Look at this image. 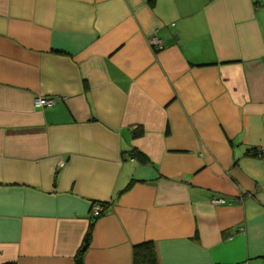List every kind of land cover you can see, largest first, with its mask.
Instances as JSON below:
<instances>
[{
	"label": "crops",
	"instance_id": "0c3cea01",
	"mask_svg": "<svg viewBox=\"0 0 264 264\" xmlns=\"http://www.w3.org/2000/svg\"><path fill=\"white\" fill-rule=\"evenodd\" d=\"M263 149L264 0H0V264H264Z\"/></svg>",
	"mask_w": 264,
	"mask_h": 264
},
{
	"label": "trees",
	"instance_id": "16d2710c",
	"mask_svg": "<svg viewBox=\"0 0 264 264\" xmlns=\"http://www.w3.org/2000/svg\"><path fill=\"white\" fill-rule=\"evenodd\" d=\"M259 152L260 150L257 151V153ZM96 203H100L103 207V210L105 208V205L107 204V203H101V202H96ZM99 216L94 217V220L98 218ZM90 229H91V226L89 227V230L87 231L83 239V243L81 244L75 256L76 264H83L82 256H83L84 251L86 250V248L89 246V243H90ZM132 264H157V256H156V251H155V247L153 243L145 242V243L136 245L133 249V263Z\"/></svg>",
	"mask_w": 264,
	"mask_h": 264
},
{
	"label": "built area",
	"instance_id": "2783aa9c",
	"mask_svg": "<svg viewBox=\"0 0 264 264\" xmlns=\"http://www.w3.org/2000/svg\"><path fill=\"white\" fill-rule=\"evenodd\" d=\"M149 43L151 44L152 48L154 51H159L163 48V41L160 37L157 36L156 33H154L153 35H151L149 37ZM59 100V97H51V96H37L34 98V105L36 107H50L52 105H54L57 101ZM261 154L264 153V149L262 151H260ZM214 203H218V202H224V199H213L212 200ZM103 211V207L100 203H94L92 205V209H91V215L93 217H97L99 216Z\"/></svg>",
	"mask_w": 264,
	"mask_h": 264
}]
</instances>
